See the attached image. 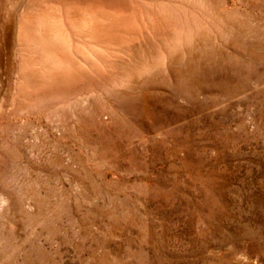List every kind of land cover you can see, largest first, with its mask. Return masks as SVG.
I'll list each match as a JSON object with an SVG mask.
<instances>
[{
  "label": "rangeland",
  "instance_id": "obj_1",
  "mask_svg": "<svg viewBox=\"0 0 264 264\" xmlns=\"http://www.w3.org/2000/svg\"><path fill=\"white\" fill-rule=\"evenodd\" d=\"M42 1L0 0V264H264V0H71L127 40L51 91Z\"/></svg>",
  "mask_w": 264,
  "mask_h": 264
},
{
  "label": "bare ground",
  "instance_id": "obj_2",
  "mask_svg": "<svg viewBox=\"0 0 264 264\" xmlns=\"http://www.w3.org/2000/svg\"><path fill=\"white\" fill-rule=\"evenodd\" d=\"M100 12L104 14L100 16ZM9 18L10 12L2 18V40L11 32ZM110 19L111 12L105 9L89 11L71 0L42 1L36 12L31 9L21 10L22 22L16 29L17 35L33 42L32 51L36 54L33 57H36L38 65L36 78L44 90H60L65 84H83L94 79L97 72L103 69L100 60H107L115 47L118 48L127 40V36H124L113 41ZM103 20L104 27L101 25ZM23 24L31 25V33L23 31Z\"/></svg>",
  "mask_w": 264,
  "mask_h": 264
}]
</instances>
